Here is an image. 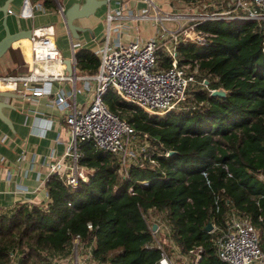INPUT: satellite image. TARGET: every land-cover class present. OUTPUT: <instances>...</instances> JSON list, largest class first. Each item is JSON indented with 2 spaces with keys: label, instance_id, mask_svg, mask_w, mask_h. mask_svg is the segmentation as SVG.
<instances>
[{
  "label": "trees",
  "instance_id": "obj_1",
  "mask_svg": "<svg viewBox=\"0 0 264 264\" xmlns=\"http://www.w3.org/2000/svg\"><path fill=\"white\" fill-rule=\"evenodd\" d=\"M196 28L208 40L179 42L177 60L195 59L206 82L186 90L179 107L147 113L110 89L102 94L109 110L148 134L150 152L119 172L115 155L80 141L77 164L90 168L86 179L71 186L50 174L44 204L0 212V264H51L73 239L98 264H155L160 249L150 245L148 209L163 212L181 252L201 246L197 264H225L204 227L222 225L229 207L264 228V181L256 175L264 171V22L213 18ZM155 55L158 66L169 65L160 50ZM75 56L83 68L97 67L92 53ZM215 88L224 94H211Z\"/></svg>",
  "mask_w": 264,
  "mask_h": 264
},
{
  "label": "built area",
  "instance_id": "obj_2",
  "mask_svg": "<svg viewBox=\"0 0 264 264\" xmlns=\"http://www.w3.org/2000/svg\"><path fill=\"white\" fill-rule=\"evenodd\" d=\"M24 1L29 4L31 0ZM140 1H143L145 6L126 16L156 22L157 28L166 35L165 38L168 40L164 49L169 57V65L164 68L157 65L155 51L159 42L156 37L151 36L143 41L116 42L110 45L109 26L107 25V33L99 49L96 72L92 75L77 76L83 79L85 84H88L90 79L93 80L90 101L85 108L73 107L66 112L64 122L68 129L69 139L65 151L55 159L51 158L47 162L44 160L46 172L41 179L42 182H45L53 173L71 186L76 184L78 178H87L90 168L77 164L79 156L77 145L80 141L90 140L96 148L115 155L119 171L142 153L141 151L136 153L132 144L137 131L117 112L107 108L102 94L110 89L121 99L136 105L147 113L160 115L179 107L191 83L206 82L204 77L196 79L198 68L195 59L186 62L177 60L176 45L179 42L199 45L208 40L210 34L196 28L198 22L213 18L250 19L264 22V0H217L220 10L203 12L198 16L193 12L185 14L163 9L154 0ZM179 1L183 2V0ZM194 1L185 2L191 4ZM34 6L44 9L41 0H34ZM10 11H12L10 8L6 9V12ZM120 13L117 9L112 13L106 12V21L108 22L112 16L120 15ZM165 20L175 22V27L173 29L166 27L163 24ZM187 20L193 21L187 22ZM53 33L51 24L31 27L30 36L27 37L30 46L29 56L24 63L25 69L15 73L0 71V88L28 90L32 95H39L42 92H48L49 89L35 85L36 82L49 84L51 80L76 77L63 74L61 71L64 61L54 44ZM54 102L59 109L67 106L66 93L62 89L57 90ZM142 134L147 138L146 132ZM3 138L4 135L0 137V139ZM164 154H167V151ZM50 157L49 153L46 158ZM64 157H66L65 160ZM66 159H68L67 165L64 163ZM256 175L264 181V171H258ZM14 191L23 192L24 189L15 187ZM258 220L264 221V213L258 215ZM223 221L222 225L213 224L208 230L211 234L210 239L215 256L225 264H264V241H260L256 226L232 207L226 211ZM152 223L155 224L154 227ZM149 224L154 236L150 245L160 249V257L155 264H176L165 251L162 243L156 239L161 224L158 222H149ZM165 226L167 227V224ZM175 248L178 249V247ZM200 252V245H193L186 252L179 251L193 264H197ZM7 264H14V262L10 261ZM64 264H80V262L74 255L73 259Z\"/></svg>",
  "mask_w": 264,
  "mask_h": 264
},
{
  "label": "crops",
  "instance_id": "obj_3",
  "mask_svg": "<svg viewBox=\"0 0 264 264\" xmlns=\"http://www.w3.org/2000/svg\"><path fill=\"white\" fill-rule=\"evenodd\" d=\"M4 1L0 0V5ZM82 1L51 0L49 4H44L41 0L44 6V9H41L34 6V0L29 1V4L24 0H8L7 8L12 11L4 15L7 30L15 32L19 29L51 24L54 30L52 36L54 44L63 61L68 58L72 67L71 72H68L64 63L61 71L63 74L76 77L51 80L49 84L36 82L35 85L49 89L48 92H42L39 95H32L28 90L0 88V90L8 91L6 95L0 97L3 102L0 112L2 118L7 121L0 118V137L4 135V138L0 139V157H2L0 160V212H8L21 203L44 204L47 201L45 185L41 181L46 172L44 160L47 162L51 158L55 159L65 151L69 139L64 122L66 112L73 107L85 108L90 101L93 80L90 79L87 86L88 84L77 76L92 75L97 70V67L83 68L75 56L76 51L84 49L92 53L97 59L98 66L99 49L104 42L108 25L110 45L132 40L143 41L154 36L159 42L157 49L167 56L164 47L168 44V40L165 38L166 35L157 28L155 21L126 16L145 6V3L140 0H105L106 2L96 7L93 12L73 19L74 24L83 28L77 31L76 37L71 36L64 24L62 11L74 2ZM154 1L166 10L174 7L170 4L171 0ZM103 5H105L103 9H99ZM115 9L121 12L120 15L112 16L107 22L106 12L112 13ZM1 17L3 18V13L0 10V38L4 35ZM168 23L169 29L175 27L173 21L168 20ZM29 46L27 37L13 40L0 59V71L8 73L23 71L25 60L29 56ZM58 89L66 93L67 106L63 109H59L54 102ZM49 153L51 157L47 159ZM64 163L67 165L68 159ZM15 187H23L24 191L15 192ZM174 247L178 246L174 243ZM177 250L180 251L179 248ZM75 257L79 261L77 254ZM186 258L189 260L188 257ZM67 261H63L62 264ZM189 264L193 263L189 261Z\"/></svg>",
  "mask_w": 264,
  "mask_h": 264
},
{
  "label": "rangeland",
  "instance_id": "obj_4",
  "mask_svg": "<svg viewBox=\"0 0 264 264\" xmlns=\"http://www.w3.org/2000/svg\"><path fill=\"white\" fill-rule=\"evenodd\" d=\"M172 1L174 2L172 3ZM170 4L171 6L172 4L174 6L173 9L171 7L170 11H174L176 13H185V14L193 12L196 16H198L199 14L203 12H209L211 10L220 8L219 2L217 0H195L191 4L185 1L181 2L179 0H171ZM104 6L105 5L101 6L99 9H103ZM149 11L151 12V10ZM196 12H199V13H196ZM192 21L193 20H187V22H192ZM169 23L166 20L163 22V24L167 27L169 26ZM104 27L106 28L105 22H104ZM197 78L198 77L196 75V79ZM194 85H197L196 81L191 83L188 86L187 91L191 88V86H194ZM146 135H147V138L143 136L142 132L140 133L137 131L135 133L133 137V142H132L134 150L136 153L137 152L140 153V151L142 153L139 154L135 159L131 161L138 160L139 157H142L145 153H149L150 150L152 149V143L149 140L148 134ZM119 172H121V170ZM145 216L149 222H158L161 224L160 231H158L156 239H158L162 243L165 251L170 255V257L174 260V262L176 264H189V260L185 256H182L181 253L178 252L177 248L174 247V241L169 238V231L167 229L168 226L167 227L165 226L166 222L163 216V212L149 209L145 212ZM258 229L257 231L260 236V241H264V229H260V230ZM76 254L79 258L80 264H98L97 262L93 261L92 258L90 257L89 246H87L84 243L77 244L76 239H73V241L70 242V244H68L66 252L58 256H55L51 264H62L63 261L69 260V258L74 257V255Z\"/></svg>",
  "mask_w": 264,
  "mask_h": 264
},
{
  "label": "water",
  "instance_id": "obj_5",
  "mask_svg": "<svg viewBox=\"0 0 264 264\" xmlns=\"http://www.w3.org/2000/svg\"><path fill=\"white\" fill-rule=\"evenodd\" d=\"M105 2H106L105 0H83L81 3L74 2L71 6L64 9L62 11V16L64 19V24L67 27V29L69 30L70 35L73 37H76L78 34L77 31L79 29L81 30L83 28V27H80V26H78L72 22L74 18L79 17V16H84V15H87V14L93 12L96 7H98L99 5H101ZM7 3H8V0L7 1L5 0L3 2V4L0 5V10L3 13L2 24L4 27V35L0 38V59L2 58L5 51L8 49V47L10 46V44L13 40L18 39L20 37H29L30 36V29H23V30L19 29L15 32H9L7 30V27L4 23V15L6 13ZM263 51H264V49H263ZM64 63H65V69L68 72H71L72 67L70 64V60L68 58H66V59H64ZM7 93H8L7 90H0V97L6 95ZM210 93L216 94V95H223L224 90L222 88H215V89H211ZM2 104H3V102L0 100V108H1ZM0 118H2L1 112H0ZM3 120L6 121L5 119H3ZM169 152H171V151H169ZM154 226H155V224L152 223V227H154ZM204 228L206 230H209L211 228V223L210 222L206 223Z\"/></svg>",
  "mask_w": 264,
  "mask_h": 264
},
{
  "label": "bare ground",
  "instance_id": "obj_6",
  "mask_svg": "<svg viewBox=\"0 0 264 264\" xmlns=\"http://www.w3.org/2000/svg\"><path fill=\"white\" fill-rule=\"evenodd\" d=\"M15 42V41H14Z\"/></svg>",
  "mask_w": 264,
  "mask_h": 264
}]
</instances>
